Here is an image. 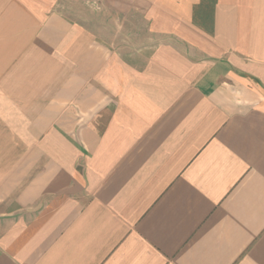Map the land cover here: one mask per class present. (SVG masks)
<instances>
[{
  "label": "crops",
  "instance_id": "1",
  "mask_svg": "<svg viewBox=\"0 0 264 264\" xmlns=\"http://www.w3.org/2000/svg\"><path fill=\"white\" fill-rule=\"evenodd\" d=\"M84 3L0 0V264H264V0Z\"/></svg>",
  "mask_w": 264,
  "mask_h": 264
},
{
  "label": "rangeland",
  "instance_id": "2",
  "mask_svg": "<svg viewBox=\"0 0 264 264\" xmlns=\"http://www.w3.org/2000/svg\"><path fill=\"white\" fill-rule=\"evenodd\" d=\"M87 1L88 4H95L98 3L99 0H71V3L73 5H76V6H82V9L85 11L86 9H84L85 7H88L84 2ZM87 11V10H86Z\"/></svg>",
  "mask_w": 264,
  "mask_h": 264
}]
</instances>
